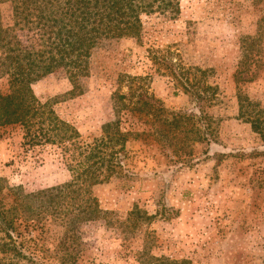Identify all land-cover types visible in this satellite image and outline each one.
<instances>
[{
	"label": "rangeland",
	"instance_id": "obj_1",
	"mask_svg": "<svg viewBox=\"0 0 264 264\" xmlns=\"http://www.w3.org/2000/svg\"><path fill=\"white\" fill-rule=\"evenodd\" d=\"M179 2L174 19L144 16L140 41L101 43L80 88L63 70L32 85L41 102L89 141L119 120L115 95L129 86H144L167 110L161 118L121 115V132L134 134L125 163L136 177L94 187L100 207L111 212L107 221L66 232L52 216L24 234L27 249L44 264H62L63 256L70 264H151L154 258L264 264V0ZM157 56L216 90L207 108L216 138L210 147L193 130L197 118L174 128L176 114L198 115L199 107ZM8 88L1 78L0 93ZM66 164L57 145L26 151L20 126L0 132L6 186L33 192L67 183Z\"/></svg>",
	"mask_w": 264,
	"mask_h": 264
},
{
	"label": "trees",
	"instance_id": "obj_2",
	"mask_svg": "<svg viewBox=\"0 0 264 264\" xmlns=\"http://www.w3.org/2000/svg\"><path fill=\"white\" fill-rule=\"evenodd\" d=\"M157 13L178 17L179 0H0V79L6 78L9 86L6 93H0V132L8 126H20L26 151L43 145L61 147L72 176L67 183L33 192L22 186H6L0 178V264H44L27 249L25 233L29 235L37 222L52 216L61 219L66 232L107 221L111 212L100 207L94 187L116 179L127 183L136 177L125 163L128 136L134 134L121 132V115L135 111L161 118L167 112L161 100L142 85L116 93L119 120L105 125L101 138L89 141L59 118L49 102H41L32 85L63 70L74 89L80 88V78L89 75L93 51L101 43L140 41L144 16ZM155 59L199 107L198 115L176 114L174 128L197 118L193 130L199 141L210 147L216 138L207 108L216 90L185 77L173 59ZM22 226L25 232L20 231ZM62 264H70L66 256ZM151 264L189 263L154 258Z\"/></svg>",
	"mask_w": 264,
	"mask_h": 264
}]
</instances>
